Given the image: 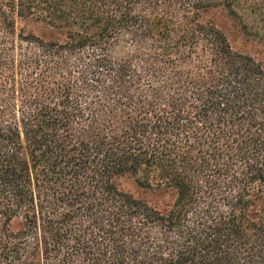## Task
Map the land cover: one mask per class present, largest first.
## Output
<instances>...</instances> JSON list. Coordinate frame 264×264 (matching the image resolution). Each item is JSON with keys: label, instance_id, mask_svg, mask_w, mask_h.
I'll return each instance as SVG.
<instances>
[{"label": "trees", "instance_id": "16d2710c", "mask_svg": "<svg viewBox=\"0 0 264 264\" xmlns=\"http://www.w3.org/2000/svg\"><path fill=\"white\" fill-rule=\"evenodd\" d=\"M245 6L0 0V264H264V60L212 14Z\"/></svg>", "mask_w": 264, "mask_h": 264}, {"label": "rangeland", "instance_id": "374dc122", "mask_svg": "<svg viewBox=\"0 0 264 264\" xmlns=\"http://www.w3.org/2000/svg\"><path fill=\"white\" fill-rule=\"evenodd\" d=\"M251 8L245 6L239 10L238 18L229 16L222 9L214 10L212 14L235 50L264 60V24L256 22V11H251ZM122 187L135 194L139 193L131 178L122 180Z\"/></svg>", "mask_w": 264, "mask_h": 264}]
</instances>
